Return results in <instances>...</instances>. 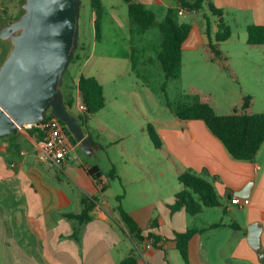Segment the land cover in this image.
Instances as JSON below:
<instances>
[{"label":"crops","instance_id":"crops-1","mask_svg":"<svg viewBox=\"0 0 264 264\" xmlns=\"http://www.w3.org/2000/svg\"><path fill=\"white\" fill-rule=\"evenodd\" d=\"M102 1L105 9V0ZM138 1L154 12V4L165 9L173 5L172 0ZM213 2L224 10L229 7L246 8L255 3L258 19L254 23L264 24V0ZM16 5H19V0H0V27L14 20L13 17L18 14L13 10ZM114 9L111 14L118 28L124 31L128 29L132 33L128 3L123 12L117 7ZM102 29L104 39L106 25L103 24ZM217 29L216 23L213 33ZM8 41L0 37V60L6 50L9 54L12 49L8 50ZM208 41L204 30L198 25L193 26L184 43V51L186 47L198 48ZM126 58L131 61L134 70L133 52L127 54ZM78 80L79 77L72 79V82L77 84ZM73 94L77 100L74 109L79 112L80 92L74 88ZM106 107L107 103L98 113ZM30 127L22 128L16 138L4 140L0 144V248L3 264H120L129 255L147 264H186L174 242L164 243L167 247L165 252L155 247L151 240L138 242L130 235L115 210L117 204L112 203L105 194L111 187L108 174L111 175L114 170L113 161V167L106 174L98 159L84 160L77 153L73 154L79 144L72 141L73 149L64 165H50L38 158L37 152L43 142L29 132ZM90 130L91 127L87 133L91 135ZM159 134L163 139L161 148L173 159L178 170L179 184L169 190L167 195L157 193L159 197L148 199L146 197L150 192L159 190V184L155 182L153 186L149 182V175L140 176L132 172L137 170H130L124 179V209L146 229V233L151 230L150 225L154 220L158 222V227L152 230L168 238L188 228L201 229L190 241L187 264H264V167L257 160L258 155L253 161L234 159L223 142L201 119L179 118L162 125ZM20 136L29 138L35 148L30 152L24 150ZM98 139H94L99 146L96 152L104 151L106 143ZM86 153L89 157L95 154ZM137 158L142 160V155H130L131 161ZM78 159L79 164L75 162ZM7 163L14 172L9 170ZM93 165H99L104 173L103 181L107 184L104 191L87 171ZM186 169L194 170L214 184L221 199L219 206L206 207L195 215L188 213L185 208L177 211L171 209L176 201V193L183 188L179 176ZM205 169L208 172L204 173ZM114 176L123 184V178L116 169ZM251 183L252 192L246 197L250 203H235L233 198L238 196L235 192ZM84 197H97L98 200L90 211L91 219L80 224L79 219L66 216V213H80L84 207ZM220 221L224 223L223 226L212 227V224ZM255 222L262 226L261 251L249 243V228ZM78 227L79 239L74 236Z\"/></svg>","mask_w":264,"mask_h":264},{"label":"rangeland","instance_id":"rangeland-1","mask_svg":"<svg viewBox=\"0 0 264 264\" xmlns=\"http://www.w3.org/2000/svg\"><path fill=\"white\" fill-rule=\"evenodd\" d=\"M126 4L125 0H105L103 24L106 25V36L98 40L91 0H82L79 45L75 51L80 58L72 62L68 69V74L74 79L81 73L94 75L105 86L107 107L85 126L86 131L91 127L94 139L97 140L98 136V140L106 143L105 150L89 157L78 146L73 154L77 153L84 160L98 159L106 174L113 167L112 161L115 163L114 169L123 178V184L119 178L108 174L111 187L105 193L115 204L118 203L117 196L124 195V179L130 170H137L132 172L140 176L149 175L153 186L155 182L159 184V190L150 192L146 197L148 199L159 197L157 193L167 195L179 184L173 159L164 149L155 146L148 131L150 123L159 132L162 125L179 120L169 105L173 107L180 101L188 100V96L198 95L208 99L219 114H227L235 107L242 108L244 96L250 95V110L254 113L264 111V45L254 47L247 41V27L258 19L255 3L246 8L225 9V20L232 28V36L222 41L220 48L227 59L209 61L204 45L186 47L181 77L170 80L167 85L163 67L157 58L162 44L160 28L154 25L141 34L118 28L111 12L115 11L114 7L123 12ZM172 4L176 1L172 0ZM152 9L155 10L157 23L163 21L167 9L158 4H154ZM13 10L19 13V5ZM180 19L195 27L198 25L205 33L208 20L213 25L219 21L207 4L200 11H182ZM8 42L10 50L13 45L10 39ZM132 52L134 70L131 61L126 58ZM72 112L76 114L75 109ZM19 140L24 150L30 152L35 148L29 138L20 136ZM137 153L142 155V160L131 161L130 155ZM257 160L264 167V146ZM79 161L75 162L79 164ZM8 168L14 172L9 164ZM3 260L0 248V264Z\"/></svg>","mask_w":264,"mask_h":264},{"label":"trees","instance_id":"trees-1","mask_svg":"<svg viewBox=\"0 0 264 264\" xmlns=\"http://www.w3.org/2000/svg\"><path fill=\"white\" fill-rule=\"evenodd\" d=\"M128 3L129 17L132 25V33H145L149 28L157 25L162 33V44L157 52V58L160 61L166 77V83L170 80L181 77L183 69L184 43L191 34L193 25L188 22L181 21L180 11L196 12L204 8L207 4L214 15L219 17L217 22L218 29L213 33V24L210 20L207 21L206 34L209 41L204 44V50L209 61L216 59H227V55L221 50L220 43L228 40L232 36V28L225 20V10L217 7L212 0H175L167 9V13L163 21L157 23L156 13L148 8L143 2L138 0H125ZM25 0H19L20 12L13 17L17 19L24 12L23 3ZM91 6L95 13L96 38H103V15L104 5L102 0H91ZM248 29V43L251 46L257 47L264 45V24L251 23ZM85 48V44H83ZM8 56L5 55L0 60V66ZM80 58L78 52L75 53L72 62ZM71 62V63H72ZM135 69V64H134ZM64 77L62 89L65 95V100L68 107L74 110L76 105V97L73 94V89L77 88L80 92V102L87 106L85 112H76L79 116L82 125L85 127L90 119L101 111L107 103L106 94L102 82L96 77L81 73L77 84L72 82L71 74ZM188 100L180 101L179 103L169 105L175 115L182 120L201 119L205 121L210 131L217 136L225 145L228 152L234 159L253 161L258 155L260 149L264 145V111L254 113L250 110L252 96L246 95L243 98L242 108L235 107L234 111L227 114H219L216 108L208 101L198 95L188 96ZM53 116L48 113V118ZM63 122V121H62ZM67 133L71 140L77 143V140L63 122ZM148 131L151 139L156 147L163 146V139L152 123L148 125ZM32 135H36L38 140L44 142L46 134L40 125H33L29 128ZM19 133H12L0 136V144L4 140L16 138ZM88 173L96 180L97 185L106 190V182L103 181V171L99 165H93L87 168ZM208 172L207 169L204 173ZM115 169L111 175L114 176ZM115 177V176H114ZM179 179L183 188L176 193V201L171 205L173 211L185 208L188 213L195 215L201 213L206 207H216L221 204L220 195L217 192L214 184L198 174L192 169H186L181 172ZM124 195L117 196L118 203L115 210L120 215L122 221L133 237L138 242L151 240L155 247L161 248L165 252L167 247L164 243L172 241L178 249L186 263H189V244L192 237L199 232V228H188L183 232H175L173 238L163 237L156 234L152 229L158 227V222L154 220L150 225V229L146 233V229L142 228L137 220L124 209L122 199ZM97 197H84V207L80 213H66V216L79 219L80 224L91 219L90 211L96 205ZM223 222L212 224V227L223 226ZM80 235V227L74 233L78 239ZM168 260V259H167ZM120 264H141L138 258L134 255H129L120 261Z\"/></svg>","mask_w":264,"mask_h":264},{"label":"water","instance_id":"water-1","mask_svg":"<svg viewBox=\"0 0 264 264\" xmlns=\"http://www.w3.org/2000/svg\"><path fill=\"white\" fill-rule=\"evenodd\" d=\"M19 18L0 27L12 49L0 66V136L43 124L48 113L65 122L79 146L95 153L98 145L68 107L64 77L79 45L82 0H25ZM252 183L235 192L250 196ZM249 243L262 247V226L249 228Z\"/></svg>","mask_w":264,"mask_h":264},{"label":"built area","instance_id":"built-area-1","mask_svg":"<svg viewBox=\"0 0 264 264\" xmlns=\"http://www.w3.org/2000/svg\"><path fill=\"white\" fill-rule=\"evenodd\" d=\"M182 11H180L181 13ZM80 112H85L87 106L81 102L78 104ZM46 134V139L42 143L40 150L37 152L38 158L41 161L48 162L50 165L62 167L68 159L71 150L73 149L72 140L67 133L63 122L56 117L47 119L40 125ZM235 203L247 205L250 203L249 198H241L236 196L233 198ZM147 264V262H141Z\"/></svg>","mask_w":264,"mask_h":264}]
</instances>
